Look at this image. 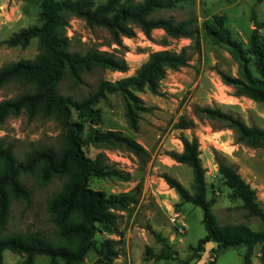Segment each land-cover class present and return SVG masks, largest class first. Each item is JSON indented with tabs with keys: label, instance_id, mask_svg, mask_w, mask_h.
<instances>
[{
	"label": "rangeland",
	"instance_id": "obj_1",
	"mask_svg": "<svg viewBox=\"0 0 264 264\" xmlns=\"http://www.w3.org/2000/svg\"><path fill=\"white\" fill-rule=\"evenodd\" d=\"M107 0H94L96 4ZM142 2V0H135ZM170 2L171 0H164ZM42 0H0V69L20 60L33 61L40 53L38 41L26 48H13L6 40L23 28L40 25ZM157 18H172L175 23L192 22L198 29L197 39H173L163 30H154L148 39L140 30L134 38H123V46L113 42L105 28L91 29L83 19L68 16L66 36L71 51L85 54L89 50L109 52L127 62L126 73L96 69L83 76L82 83L65 78L60 92L76 100H82L94 93L102 80L115 82L137 74L140 67L156 51L180 52L187 49L191 55L188 66L178 71H169L159 82L157 93L148 89L136 92L146 111L140 114L138 130L129 128L125 116V102L120 94L108 95L96 108L101 111L102 123L97 127L103 131H121L134 139L147 151L140 158L123 147L97 146L86 148L90 157L103 153L107 162L128 176L127 181L93 178L90 187L107 194L137 193V202L126 210L116 211L118 232L101 233L96 236L100 242L111 239L117 242L119 253L112 264H182L191 255L190 246L197 245L207 231L203 222V210L191 203L181 204L174 189L165 182L169 175L181 182L192 192L193 173L184 164L178 163L173 153H181L183 136L199 142L200 158L205 173L207 199L214 200L213 213L220 225L245 224L252 230H263L257 217L250 216L240 200L231 196V189L219 173V162L233 166L241 177L256 191L257 199L264 209V147L253 148L240 142L235 132L221 122L199 115L197 107L217 108L240 119L248 126L264 130V104L246 96H237L236 89L226 85L221 77L225 73L239 76V61L222 45L214 44L204 31V23H212L214 16L225 18V26L233 39L245 46L255 24H258L264 42V0H178L173 7L160 9ZM18 82L0 89V102L13 99L29 91ZM184 118L192 120L189 129H180L177 124ZM75 120H82V114L74 113ZM63 128L55 118L33 119L23 112L11 116L0 125V139L11 144L19 160L41 148L62 147ZM31 191L29 203L13 202L4 235L18 233H41L54 238L56 227L48 211V201L64 184L65 179H53L42 186L35 176L21 177ZM161 236L158 239L157 235ZM164 240V241H163ZM175 252L170 258L161 257L164 245ZM217 244H206L205 251L191 264H243L246 246L232 247L215 252ZM25 257L4 251L2 264H22ZM96 255L91 251L83 264H94ZM33 264H50L46 256L37 255ZM252 264H261L260 246H256Z\"/></svg>",
	"mask_w": 264,
	"mask_h": 264
},
{
	"label": "trees",
	"instance_id": "obj_2",
	"mask_svg": "<svg viewBox=\"0 0 264 264\" xmlns=\"http://www.w3.org/2000/svg\"><path fill=\"white\" fill-rule=\"evenodd\" d=\"M178 0H107L96 4L94 0H42L40 25L23 28L13 33L6 44L13 48H28L38 41L40 53L33 61L20 60L0 69V89L10 83H20L29 91L0 102V125L7 118L17 117L25 112L29 118L37 116L57 119L62 128V147L37 149L19 161L11 144L0 139V264L2 253L25 257L22 264H33L37 255L46 256L50 264H83L88 254L96 255L94 264H112L118 258L117 242L111 239L98 241L101 233L118 232L116 211L126 210L137 202V193L107 194L90 187L93 178L127 181L126 174L107 162L105 154L90 157L86 148L97 146H118L127 149L140 158L147 156L146 149L121 131H103L97 126L102 123L101 111L97 104L108 95L120 94L125 102V116L129 128L138 130L140 114L145 110L136 92L145 89L157 93L159 82L169 71H178L188 66L191 55L185 48L180 52H152L135 76L115 82L102 80L96 91L82 100H76L60 92L65 78L82 83L83 76L96 69L126 73L129 70L123 58L99 51L89 50L85 54L71 51L70 40L65 29L68 16L83 19L91 29L105 28L113 42L123 46V38H134L140 30L148 39L154 30H163L173 39H197L198 29L192 22L175 23L172 18H157L155 12L173 7ZM205 35L216 45H222L239 61V76L221 73L223 82L236 89L237 96H246L264 104V42L258 24L252 30L249 43L245 46L235 40L225 26V18L214 16L212 23H204ZM199 115L218 121L232 129L238 140L250 147H264V130L248 126L240 119L217 108L197 107ZM74 113L84 119L75 120ZM192 120L182 118L177 124L180 129H189ZM183 151L172 157L192 170V192L175 178L164 175L165 182L174 189L181 204L191 203L203 210L205 237L197 245L190 246L191 255L182 264H191L205 251L206 244L215 242L218 253L222 249L246 246L243 264H252L256 246H260V261L264 264V228L256 232L245 224L220 225L213 213L214 200L207 199L205 173L197 138H181ZM219 173L231 189V196L240 200L250 216L261 220L264 227V209L254 189L241 177L237 170L223 161L219 162ZM35 176L42 186L53 179H65L64 184L48 201V211L56 227L54 238L41 233H18L4 235L11 204L24 201L29 203L31 191L21 177ZM161 239L158 234L156 236ZM164 241V240H163ZM175 252L164 245L161 257L170 258ZM216 264V259L210 262Z\"/></svg>",
	"mask_w": 264,
	"mask_h": 264
}]
</instances>
